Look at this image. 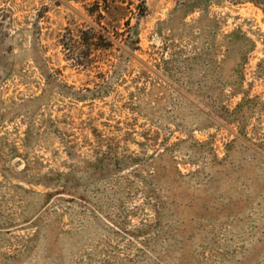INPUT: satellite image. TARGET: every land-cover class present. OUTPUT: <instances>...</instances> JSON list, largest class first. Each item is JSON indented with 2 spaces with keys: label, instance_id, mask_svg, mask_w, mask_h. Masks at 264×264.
Returning <instances> with one entry per match:
<instances>
[{
  "label": "rangeland",
  "instance_id": "rangeland-1",
  "mask_svg": "<svg viewBox=\"0 0 264 264\" xmlns=\"http://www.w3.org/2000/svg\"><path fill=\"white\" fill-rule=\"evenodd\" d=\"M93 1L0 0V264H264L263 10Z\"/></svg>",
  "mask_w": 264,
  "mask_h": 264
},
{
  "label": "trees",
  "instance_id": "trees-1",
  "mask_svg": "<svg viewBox=\"0 0 264 264\" xmlns=\"http://www.w3.org/2000/svg\"><path fill=\"white\" fill-rule=\"evenodd\" d=\"M80 1V0H75ZM213 0H187L188 10L201 9L204 4L210 3ZM233 3L251 2L254 5L261 8L264 12V0H229ZM146 7L143 1L139 4H135L134 0H94L91 6L88 8V15L92 17V20H87L88 28L81 30V39L85 41V48H79L77 45L69 47L71 54L80 63L84 62L90 57L91 52V40L97 38L96 45L99 48H107L108 41L112 40L111 28L108 22V15L113 14L114 17H118L119 20L126 19L128 15L134 14L135 9L143 10ZM126 24L130 23V19L125 20ZM113 41V40H112ZM67 45V44H66Z\"/></svg>",
  "mask_w": 264,
  "mask_h": 264
}]
</instances>
